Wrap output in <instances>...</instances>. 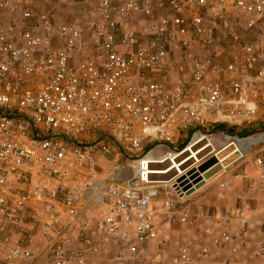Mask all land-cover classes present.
Listing matches in <instances>:
<instances>
[{
    "label": "built area",
    "instance_id": "2783aa9c",
    "mask_svg": "<svg viewBox=\"0 0 264 264\" xmlns=\"http://www.w3.org/2000/svg\"><path fill=\"white\" fill-rule=\"evenodd\" d=\"M157 10L163 13L155 16ZM233 15L243 18L240 26L226 22ZM133 16L146 23L132 25ZM55 17L0 0V264H28L37 237L48 241L52 264H93L112 237L137 255L159 237L153 203L161 187L169 188L163 207L185 222L188 197L207 181L208 169L199 167L212 157L222 171L256 145L254 164L264 179V131L257 126L264 123V0H96L84 22L55 27ZM222 42L240 47L223 66ZM210 48L212 58L198 51ZM172 129L189 133V148L169 147ZM243 129L252 131L240 135ZM256 136L261 140L238 145ZM200 142L191 157L186 149ZM119 152L125 160L100 177V158ZM167 159L170 166L150 168ZM171 168L168 181L150 176ZM99 206L105 211L81 225L80 214ZM238 219L243 247L246 220ZM26 222L28 238H16L13 229L26 232ZM213 236L220 248L232 240L228 231ZM191 250L180 244L169 264H190ZM254 254L264 256V242ZM207 255L203 248L200 256Z\"/></svg>",
    "mask_w": 264,
    "mask_h": 264
},
{
    "label": "crops",
    "instance_id": "0c3cea01",
    "mask_svg": "<svg viewBox=\"0 0 264 264\" xmlns=\"http://www.w3.org/2000/svg\"><path fill=\"white\" fill-rule=\"evenodd\" d=\"M32 11L34 13L38 12V11L35 12L34 10ZM43 11L46 10L39 11L38 13ZM225 17L227 23H235V24L237 23V20L235 18H230V17L228 18L227 16ZM5 21L9 22L7 18ZM58 25H55V27H57ZM132 25L138 27V24H132ZM216 33L218 35H221L223 32L221 28L219 29L217 28ZM246 36H249L250 38L253 36V34H248ZM58 45H59V40H54V46L57 47ZM262 118L264 119V117ZM259 126L261 127L264 126V123H260ZM179 133L180 132L176 129H172L171 131L172 140L169 147L173 151H178L182 149L183 147L180 144L183 145V143H185L182 137H187V133L182 132L183 133L182 137L180 136L181 133L180 134ZM166 149L167 148L162 146L156 147V151H158V153L160 152L165 153ZM257 150L258 148L251 151L257 154ZM124 160L125 157H122L120 161H124ZM101 161L102 159L100 158L99 165L97 168V173L100 177L108 178L109 174L111 173L116 163L108 164L104 160L102 162ZM239 161L233 163L232 166L229 167L231 171L233 170V174H235V168L239 165ZM226 170L227 169H224L209 177L202 186H200L194 193H192L188 197L187 200L190 206V214L185 222H180L177 219H175V217L171 216L170 213L163 207V205L157 208L154 207L155 222L159 230L158 238H161L163 240H166L167 238L175 239L176 236L179 235V237L184 236L186 238H189L190 240L201 239L200 245L197 247H194V244L192 242H186L191 244V246L193 247V249L191 250L192 261L190 264H224L225 260H230L232 264H264V256H256L254 254L257 244L259 242H264V201L262 200V198L257 200L255 199V201L244 200L243 205H239V206L234 205V208L232 210L229 209V206L226 207L222 206L223 204L220 203H224L225 196L230 191H232L235 194L233 188H235L236 186L237 187L240 186V184L235 183V180L234 182H231V180L228 179L226 174L230 170L227 171V173L225 172ZM224 182L227 183L226 184L227 186L223 184ZM249 184H247L248 187L253 186L252 184L249 186ZM255 185L252 188H254ZM226 188H228V191L223 193V190ZM238 188L240 189L241 187ZM238 188L235 189L238 190L239 192L238 196L240 197L241 193ZM255 197L256 198L260 197V195L258 194V196ZM100 208H102L101 210V214H102L103 211H105L104 206L103 207L99 206L98 208L90 207L86 212L84 213L81 212L82 213L80 214L81 225L87 224L86 219L89 218L91 215H94V213L99 211ZM200 210L203 211L199 213ZM239 217H242L246 220L245 229L247 232V241L243 247L239 246L241 244V241L237 235V231L241 228V224H242L238 219ZM26 223L28 225V230L26 232L22 231L24 233H19V230L13 229L16 238H20V237H23L24 239L28 238L27 233H29L30 222H26ZM81 225L73 221L72 227L79 228ZM222 231H228L232 236L231 242L228 243L225 248L217 247L212 243V238L214 237L213 235H217ZM37 240H39L38 237ZM37 240L34 239V243L32 245L33 258L28 261V264H40L38 261L39 260L38 255L41 253L43 254L50 253L47 244L48 241L44 239L43 240L44 242L41 244V243H37ZM78 241L79 240L76 237L74 241L75 245L79 244ZM43 244L45 246L44 248L41 247ZM234 244L235 245L238 244V251L235 254H232L230 251V247ZM149 245L150 246L152 245V248H155L156 250L155 254L157 255L159 253L161 255H164L166 253V251L163 250V243H158V242L155 243V241H150L147 243L146 246ZM203 248H206L208 252V255L205 256L204 258L200 256L201 252L203 251ZM144 252L145 251L142 249L141 252L138 253L137 255H131L126 250V245H123L118 240H116L115 237H112L109 239V243L105 245L97 255H95L93 264H137L139 257L143 255ZM117 256H119L120 258L117 259ZM154 259L160 260V258L157 257H155ZM165 261L166 262L163 263L156 262L155 264H166V263L169 264L170 260H165Z\"/></svg>",
    "mask_w": 264,
    "mask_h": 264
},
{
    "label": "rangeland",
    "instance_id": "374dc122",
    "mask_svg": "<svg viewBox=\"0 0 264 264\" xmlns=\"http://www.w3.org/2000/svg\"><path fill=\"white\" fill-rule=\"evenodd\" d=\"M15 2L20 7L29 8V9L34 10L35 12H37V11L39 12L42 10H51L56 16L54 24L58 25V23L62 24V23H68V22H72V21L84 22L86 19H91L92 11H93V8L95 6L96 0H15ZM36 7H37V10H36ZM161 13H163V12H159L157 10V11H155V16H157ZM134 17L135 16L130 18V22L132 24H138V26H139V24H141V23L142 24L146 23V20L143 16H142L143 18L141 16H137L135 18ZM230 18H235L237 20L238 26H240L241 22H243L242 17H237V16L233 15ZM7 20L9 21V18H7ZM245 38L249 39V36H245L244 39ZM239 50H240L239 44H232L231 42L220 43L219 46H217V52H218V55L220 56L219 65L223 66L228 61V59H230V57L233 54L238 53ZM198 51L202 54H206L207 57H209V58L213 57L211 55V53L213 52V48H210L209 50L208 49H200ZM177 55H178V52L176 53V55H171L169 57L168 61L171 63L175 62L178 58ZM210 63L212 64L213 60ZM176 75L177 74H175L173 76L175 77ZM188 75H189L188 72H186V74L184 75V80H186V81L188 80ZM263 112H264L263 108H259V116H261V118L264 117ZM261 118H260V120H261ZM257 126H259V125H257ZM259 127H260L259 129L261 131H264V126H262V127L259 126ZM179 132L181 133V134L179 133L181 137L183 134L182 132L187 133V131H179ZM182 138H183V141L185 143H183V145L182 144H180V145L183 148H185L190 142L189 133L187 134V137H182ZM202 143L203 142L199 143L198 146H201ZM220 146H222V144ZM256 148H258V147H256V145L252 146L251 149L246 154L245 158H243L241 161H239V165L235 168V174H233V170L231 171L229 167L225 171L227 173V171L230 170L226 174V176L228 177V179L231 180V182H234V180H235V183L240 184V186H238V187H241L240 189L237 186L235 188L239 189L241 196L239 197L238 196V194H239L238 190L233 188V191L235 192V194L232 191H230L225 196L224 203H220V204H223L222 206H225V207L229 206V209L232 210L234 208V205H236V206L243 205L244 200L245 201L246 200H254L255 201V199L257 200V199L262 198V200L264 201V179H262L258 176L259 173L257 171L255 164L253 163L254 162L253 159H254V156L256 155V153L251 151V150H254ZM203 152H205V151H203ZM224 152H226V150ZM120 155L121 154L119 152L118 155H114L112 157L104 156V158H102V161L104 160L108 164H110V163L111 164H115V163L117 164V163L121 162L120 160L122 159V157ZM127 175H129V172L127 173ZM223 175H225V174H223ZM247 184H249V186L251 184L253 186L255 184L256 185L254 188H252L253 186L248 187ZM225 186H227V185H225ZM253 189H255V190H253ZM165 190L169 191V188L168 187H161L158 197L154 200L153 207L157 208V207L162 206V200L164 199V196H163L164 193L163 192ZM231 190H232V188H231ZM227 191H228V188L224 189L223 193H225ZM212 193H213V191H212ZM258 194L260 195V197L256 198L255 196H258ZM100 209L102 210V208H100ZM101 210L99 212L100 214H101ZM201 211H203V210H201ZM178 237H179V235L176 236L175 239H173V238L168 239L167 238L166 240H163L161 238H158L157 240H155V243L156 242L163 243V250L166 251V253L164 255H161L160 253L158 255L155 254V251H156L155 248H152V245L146 246L147 244H145V246L143 248V250L145 252L143 253V255H141L139 257L137 264H153V263H151V259L155 258V257L160 258L159 262L163 263V262H165V260H170L176 254V252L178 250L176 248H178L180 246V244H182L184 242H192L194 244V247H197L200 245V242H201V239L190 240L189 238H186L184 236L179 237V238ZM43 242L44 241L41 239L37 240V243L42 244ZM35 245H38V244H35ZM41 247L44 248L45 247L44 244ZM192 249H193V247H192ZM38 259H39L38 261L40 264H51L52 263L50 253H44V254L41 253L38 255Z\"/></svg>",
    "mask_w": 264,
    "mask_h": 264
},
{
    "label": "water",
    "instance_id": "95a60500",
    "mask_svg": "<svg viewBox=\"0 0 264 264\" xmlns=\"http://www.w3.org/2000/svg\"><path fill=\"white\" fill-rule=\"evenodd\" d=\"M231 150V147H228L226 148V152L230 151ZM226 152H222L221 154H225ZM183 155H180L178 157H176L174 159L175 162H178L182 159ZM234 158V156L230 157L228 160H226L224 163H227L229 162L230 160H232ZM216 162V159L214 157L208 159L205 163H203L200 167H199V170L201 171H207L205 172L204 174V177L206 179H208L209 177H211L212 175H214L215 173H217L218 171L221 170V167L220 166H214V163ZM171 165V162L169 159H167L165 162H162V163H152L150 164V168L153 169V170H159V169H164L168 166ZM187 165V162H184L182 167H185ZM176 170L175 168H171L169 169L168 171L164 172V173H151L150 176L153 178V179H156L157 181H168L169 178H172V176L175 174ZM203 182L199 183L197 185V188H199L200 186H202ZM192 191L188 192V193H191Z\"/></svg>",
    "mask_w": 264,
    "mask_h": 264
},
{
    "label": "bare ground",
    "instance_id": "6f19581e",
    "mask_svg": "<svg viewBox=\"0 0 264 264\" xmlns=\"http://www.w3.org/2000/svg\"><path fill=\"white\" fill-rule=\"evenodd\" d=\"M261 138H262V136H256V137H253V138H248V139H243V141H239L238 142V145L240 146V147H246L247 146V144H249L250 142H252V141H259V140H261ZM189 145H191V144H189ZM193 151V150H192ZM192 151H190L191 153H192V156L191 157H195L196 156V153H194V152H192ZM174 161V160H173ZM175 162V161H174Z\"/></svg>",
    "mask_w": 264,
    "mask_h": 264
},
{
    "label": "clouds",
    "instance_id": "9594fccd",
    "mask_svg": "<svg viewBox=\"0 0 264 264\" xmlns=\"http://www.w3.org/2000/svg\"><path fill=\"white\" fill-rule=\"evenodd\" d=\"M218 126H223V125H217V127ZM224 127L225 128H227V129H224ZM219 128V127H218ZM221 129H224V130H226V131H228L229 129H231V130H233L231 127H226V126H223V128H221ZM234 131V130H233ZM234 133V132H233ZM201 143V142H200ZM199 144V143H198ZM198 144L197 145H195L193 148H190V149H186V152H188L189 150L190 151H194V150H196V149H199V148H201L203 145H204V142L202 143V145L201 146H198ZM185 148H189V144L185 147ZM183 150H184V148H182ZM182 149H180V150H182ZM192 151V152H193ZM218 172H220V171H218Z\"/></svg>",
    "mask_w": 264,
    "mask_h": 264
},
{
    "label": "trees",
    "instance_id": "16d2710c",
    "mask_svg": "<svg viewBox=\"0 0 264 264\" xmlns=\"http://www.w3.org/2000/svg\"><path fill=\"white\" fill-rule=\"evenodd\" d=\"M218 127H219V128H223V126H218ZM229 131H233V130L229 129ZM250 131H252V130H246V129H243V130H241V131L239 132V134H240V135H246L247 132H250Z\"/></svg>",
    "mask_w": 264,
    "mask_h": 264
}]
</instances>
